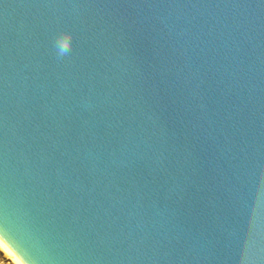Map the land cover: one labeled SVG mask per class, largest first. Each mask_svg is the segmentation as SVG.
Here are the masks:
<instances>
[{"label": "water", "instance_id": "95a60500", "mask_svg": "<svg viewBox=\"0 0 264 264\" xmlns=\"http://www.w3.org/2000/svg\"><path fill=\"white\" fill-rule=\"evenodd\" d=\"M7 233L24 264H264V0H0Z\"/></svg>", "mask_w": 264, "mask_h": 264}, {"label": "clouds", "instance_id": "9594fccd", "mask_svg": "<svg viewBox=\"0 0 264 264\" xmlns=\"http://www.w3.org/2000/svg\"><path fill=\"white\" fill-rule=\"evenodd\" d=\"M57 47L60 52V54H65L71 47V44L69 40L63 39L61 36L57 37ZM6 240L15 241L19 246V242L9 233H7V238L4 235H0V264H24V261L21 259L13 260L9 257H7L3 252V246L6 243ZM21 247V246H20ZM25 252V255H27L26 250L23 249ZM29 264H34V262L31 259H28Z\"/></svg>", "mask_w": 264, "mask_h": 264}, {"label": "bare ground", "instance_id": "6f19581e", "mask_svg": "<svg viewBox=\"0 0 264 264\" xmlns=\"http://www.w3.org/2000/svg\"><path fill=\"white\" fill-rule=\"evenodd\" d=\"M2 250L7 257H9L13 260L18 259V257L15 255V253L6 244L3 246Z\"/></svg>", "mask_w": 264, "mask_h": 264}]
</instances>
